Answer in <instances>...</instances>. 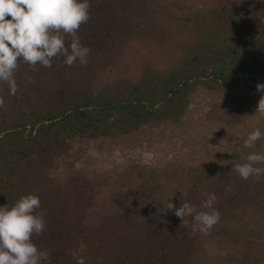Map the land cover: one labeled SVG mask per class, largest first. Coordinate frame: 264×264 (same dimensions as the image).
I'll return each instance as SVG.
<instances>
[{"label":"trees","instance_id":"16d2710c","mask_svg":"<svg viewBox=\"0 0 264 264\" xmlns=\"http://www.w3.org/2000/svg\"><path fill=\"white\" fill-rule=\"evenodd\" d=\"M89 3L78 31L91 49L86 65L58 56L51 68L32 70L20 61L17 93L0 83V206L40 198L46 227L32 241L50 264H77L73 253L85 264H207L206 247L222 253L221 264H262L264 175L243 180L233 168L264 152V139L252 149L235 139L195 167L130 162L109 176L65 162L60 176L51 169L71 157L74 141L179 127L196 88L222 96L206 124L233 129L251 118L264 95L256 90L264 83V0ZM261 118L254 130L264 133ZM212 193L220 221L208 235L193 231L194 216L185 226L159 211L170 201L206 211Z\"/></svg>","mask_w":264,"mask_h":264},{"label":"clouds","instance_id":"9594fccd","mask_svg":"<svg viewBox=\"0 0 264 264\" xmlns=\"http://www.w3.org/2000/svg\"><path fill=\"white\" fill-rule=\"evenodd\" d=\"M89 0H0V83L6 84L10 95H15L18 85L15 74L23 61L35 70L39 64L51 68L58 56H63L64 64L73 66L88 63L91 49L81 44L78 31L90 19ZM66 39L70 40L66 47ZM31 82V77H26ZM256 90L264 93V83H257ZM5 100L0 96V108ZM256 113L264 117V95L258 100ZM264 139L259 128L248 134L244 147L252 149ZM243 164L237 163L233 170L243 180L264 175V152H251ZM219 175V174H217ZM215 193L209 194L202 202L206 211H197L196 206L185 202L178 208L173 202L167 209L187 226V217L194 216L197 224L193 231L208 235L220 221V212L214 207ZM41 207L40 198L29 194L22 196L11 208L0 206V264H50V254L40 250L33 243L34 235H41L46 227L43 213L36 214ZM76 258L77 264H85L83 257Z\"/></svg>","mask_w":264,"mask_h":264},{"label":"rangeland","instance_id":"374dc122","mask_svg":"<svg viewBox=\"0 0 264 264\" xmlns=\"http://www.w3.org/2000/svg\"><path fill=\"white\" fill-rule=\"evenodd\" d=\"M221 98L217 92L196 88L188 98L179 127L166 124L156 130L141 128L114 140L74 141L71 157L56 160L51 173L60 176L64 172V162L70 163L73 169L93 168L104 176L112 175L130 162L154 168L164 164L187 168L210 163L217 152L228 150L235 139L246 138L262 120L254 112L251 118L233 129L206 124L204 113L210 104ZM217 252L206 247L202 257L207 264H221L222 253Z\"/></svg>","mask_w":264,"mask_h":264}]
</instances>
